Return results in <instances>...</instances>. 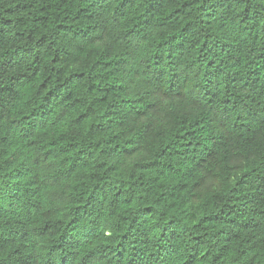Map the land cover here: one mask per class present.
Here are the masks:
<instances>
[{
	"label": "trees",
	"instance_id": "16d2710c",
	"mask_svg": "<svg viewBox=\"0 0 264 264\" xmlns=\"http://www.w3.org/2000/svg\"><path fill=\"white\" fill-rule=\"evenodd\" d=\"M0 264H264V0H0Z\"/></svg>",
	"mask_w": 264,
	"mask_h": 264
}]
</instances>
